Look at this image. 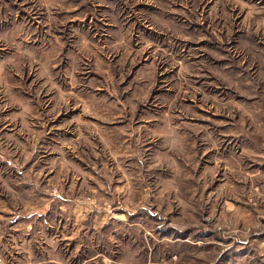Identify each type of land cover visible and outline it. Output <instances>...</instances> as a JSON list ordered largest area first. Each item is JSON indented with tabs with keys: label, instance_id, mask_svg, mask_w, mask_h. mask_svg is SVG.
Instances as JSON below:
<instances>
[{
	"label": "rangeland",
	"instance_id": "rangeland-1",
	"mask_svg": "<svg viewBox=\"0 0 264 264\" xmlns=\"http://www.w3.org/2000/svg\"><path fill=\"white\" fill-rule=\"evenodd\" d=\"M51 122L112 264H264V0H0L1 206Z\"/></svg>",
	"mask_w": 264,
	"mask_h": 264
},
{
	"label": "crops",
	"instance_id": "crops-1",
	"mask_svg": "<svg viewBox=\"0 0 264 264\" xmlns=\"http://www.w3.org/2000/svg\"><path fill=\"white\" fill-rule=\"evenodd\" d=\"M29 126L32 131L21 138L23 148L32 149V162L24 160L18 172L22 182L17 194L23 203L0 205V264H99L98 260L108 258L112 264L118 252V244L113 250L117 219L111 210L87 200L84 175L72 173L68 133L64 128L56 132L53 122L41 133ZM72 175L78 178V187L70 182ZM38 178H46L47 186L63 192L45 189ZM75 191L78 194L73 196Z\"/></svg>",
	"mask_w": 264,
	"mask_h": 264
}]
</instances>
